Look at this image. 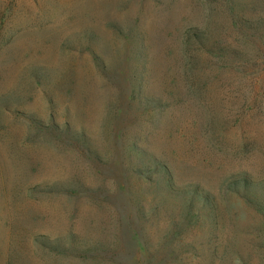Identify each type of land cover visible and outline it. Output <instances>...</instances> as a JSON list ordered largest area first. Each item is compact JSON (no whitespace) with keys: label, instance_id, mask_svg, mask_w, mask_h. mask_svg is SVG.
Returning a JSON list of instances; mask_svg holds the SVG:
<instances>
[{"label":"rangeland","instance_id":"374dc122","mask_svg":"<svg viewBox=\"0 0 264 264\" xmlns=\"http://www.w3.org/2000/svg\"><path fill=\"white\" fill-rule=\"evenodd\" d=\"M239 1L0 0V264H147L168 228L136 210L155 180L218 195L230 174L264 177L259 35L237 54L264 0ZM198 30L229 53L197 52Z\"/></svg>","mask_w":264,"mask_h":264},{"label":"trees","instance_id":"16d2710c","mask_svg":"<svg viewBox=\"0 0 264 264\" xmlns=\"http://www.w3.org/2000/svg\"><path fill=\"white\" fill-rule=\"evenodd\" d=\"M226 1L230 5L240 2ZM262 3L253 0V9L261 7ZM262 8L264 15V6ZM240 27L250 32L243 34L245 39L239 41L243 47L237 48V54L247 60L250 50L256 49V41L259 40L264 48V19L257 14L252 15L243 20ZM188 32L185 33V41L191 42L194 47L197 45L198 49L203 48L201 52L206 53L207 57H222L229 53L228 45L210 37L206 30L192 34ZM255 35H259L260 39H252ZM200 62V56L193 57V69ZM200 91L201 87L196 88L195 95ZM172 182L169 172H166V176L158 178L148 187L145 196L147 203L143 197L136 203L137 213L143 218L153 216L157 221L164 220L168 226L166 234L155 245L146 238L143 241L142 250L147 255V264H175L178 250L187 254L189 264L198 262L202 257L217 260L218 264H256L258 259L264 262V177L230 174L218 184V195H213L200 185L175 186ZM243 212L252 218V229L240 228ZM223 215L230 217L233 229H221ZM187 227L198 229H182ZM182 242L185 244L181 245ZM156 255L160 257L156 259Z\"/></svg>","mask_w":264,"mask_h":264}]
</instances>
